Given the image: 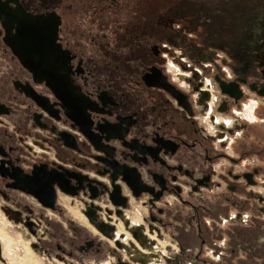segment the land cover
Wrapping results in <instances>:
<instances>
[{
	"label": "flooded vegetation",
	"instance_id": "flooded-vegetation-1",
	"mask_svg": "<svg viewBox=\"0 0 264 264\" xmlns=\"http://www.w3.org/2000/svg\"><path fill=\"white\" fill-rule=\"evenodd\" d=\"M0 208L77 263L264 264V0H0Z\"/></svg>",
	"mask_w": 264,
	"mask_h": 264
},
{
	"label": "rangeland",
	"instance_id": "rangeland-1",
	"mask_svg": "<svg viewBox=\"0 0 264 264\" xmlns=\"http://www.w3.org/2000/svg\"><path fill=\"white\" fill-rule=\"evenodd\" d=\"M67 202L68 200H63V203ZM0 227L8 236L1 237L0 240L3 246V258L0 259V264H82L61 255L56 249L49 252L39 248L37 236L33 237L22 224L7 218L1 208ZM88 263L85 260L83 264ZM95 264L102 263L95 262Z\"/></svg>",
	"mask_w": 264,
	"mask_h": 264
},
{
	"label": "water",
	"instance_id": "water-1",
	"mask_svg": "<svg viewBox=\"0 0 264 264\" xmlns=\"http://www.w3.org/2000/svg\"><path fill=\"white\" fill-rule=\"evenodd\" d=\"M63 191L67 192V190H64V189H63ZM28 193H30V194L34 195L35 197H37L38 199H40V197L38 196V194L35 191L29 190ZM50 200H51L50 202H43V205L45 207L53 208L54 202H55L54 201L55 197L52 196ZM2 258H3V249H2L1 242H0V259H2Z\"/></svg>",
	"mask_w": 264,
	"mask_h": 264
},
{
	"label": "bare ground",
	"instance_id": "bare-ground-1",
	"mask_svg": "<svg viewBox=\"0 0 264 264\" xmlns=\"http://www.w3.org/2000/svg\"><path fill=\"white\" fill-rule=\"evenodd\" d=\"M0 233H1V230H0ZM29 250V249H28ZM28 252V251H27ZM28 253H30V252H28Z\"/></svg>",
	"mask_w": 264,
	"mask_h": 264
}]
</instances>
